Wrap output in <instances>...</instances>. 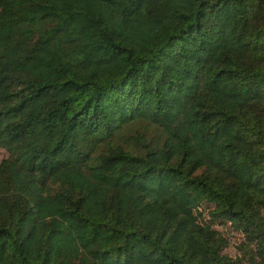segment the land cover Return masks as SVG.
Returning a JSON list of instances; mask_svg holds the SVG:
<instances>
[{
    "label": "trees",
    "instance_id": "16d2710c",
    "mask_svg": "<svg viewBox=\"0 0 264 264\" xmlns=\"http://www.w3.org/2000/svg\"><path fill=\"white\" fill-rule=\"evenodd\" d=\"M0 148V264H264V0H0Z\"/></svg>",
    "mask_w": 264,
    "mask_h": 264
},
{
    "label": "rangeland",
    "instance_id": "374dc122",
    "mask_svg": "<svg viewBox=\"0 0 264 264\" xmlns=\"http://www.w3.org/2000/svg\"><path fill=\"white\" fill-rule=\"evenodd\" d=\"M129 135L134 134H145L147 138H154L157 135L156 128L149 127L146 125H136L135 127L130 128L128 130ZM7 157V153L5 150L0 148V162ZM208 220V219H207ZM216 230H218L224 238L228 241V246L224 250V254L235 257L237 254L236 247L241 241V237L236 232H233L229 225H220L214 226Z\"/></svg>",
    "mask_w": 264,
    "mask_h": 264
}]
</instances>
